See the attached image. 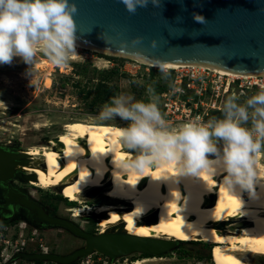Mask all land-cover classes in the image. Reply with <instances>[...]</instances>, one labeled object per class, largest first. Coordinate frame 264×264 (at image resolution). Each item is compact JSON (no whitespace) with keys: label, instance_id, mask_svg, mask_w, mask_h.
<instances>
[{"label":"bare ground","instance_id":"1","mask_svg":"<svg viewBox=\"0 0 264 264\" xmlns=\"http://www.w3.org/2000/svg\"><path fill=\"white\" fill-rule=\"evenodd\" d=\"M77 48L94 51L75 42ZM131 57V56H129ZM145 65L155 62L131 57ZM46 64V62L40 63ZM171 65V69L179 68ZM231 78L255 74L190 65ZM264 76V75H263ZM50 83L46 80V86ZM49 146L21 151L28 163L17 167L34 177L27 180L37 188L60 189L64 198L77 202V217L95 215L102 223L99 234L123 233L140 238L169 241H202L213 244L218 264H252L247 255L264 256V166L256 161V199L238 188L229 190L219 173H201L198 178L182 176L172 163L136 167L139 153L128 151L120 142V129L110 124L88 121L66 123ZM41 161L37 175H29L30 165ZM103 190L105 201L123 204L81 205L80 197ZM70 201V200H69ZM71 202V201H70ZM73 213V214H74ZM246 223L250 227L231 231L226 224ZM256 226V227H255ZM113 228L114 231H109ZM157 259H141L147 264Z\"/></svg>","mask_w":264,"mask_h":264},{"label":"water","instance_id":"2","mask_svg":"<svg viewBox=\"0 0 264 264\" xmlns=\"http://www.w3.org/2000/svg\"><path fill=\"white\" fill-rule=\"evenodd\" d=\"M70 2L77 8L73 16L75 42L106 56L264 75V0H157L156 6L149 3L135 14H129L120 0ZM194 13L202 19L196 21ZM137 38L139 42L133 43ZM28 157L0 146V187L7 188L21 175L16 169L27 164ZM23 177L25 182L34 178L25 174ZM6 203L32 212L36 223L65 229L84 240L83 248L66 256L24 252L15 255V259L31 263L74 264L94 253L109 261L133 254L159 257L180 242L123 233L92 235L69 221L50 217L25 194L10 195ZM0 213L8 216L11 210L0 209Z\"/></svg>","mask_w":264,"mask_h":264},{"label":"clouds","instance_id":"3","mask_svg":"<svg viewBox=\"0 0 264 264\" xmlns=\"http://www.w3.org/2000/svg\"><path fill=\"white\" fill-rule=\"evenodd\" d=\"M120 2L129 14L149 3L157 5V0ZM76 12L70 0H0V64L10 65L14 58H20L29 66L31 85L30 68L37 52L57 67L66 66L77 56ZM193 18L202 19L196 13ZM138 42L139 38L133 41ZM156 66L165 77L171 67L161 61ZM147 95V102L136 100L132 94L114 95L97 117L100 121L118 118L125 122L119 139L126 150L140 154L136 167L172 163L180 175L194 178L202 172L219 173L229 190L238 188L250 199L257 198L255 156L264 152V88L242 103L239 96H228L221 108L222 117L204 121L196 116L175 128L164 119L152 88Z\"/></svg>","mask_w":264,"mask_h":264},{"label":"rangeland","instance_id":"4","mask_svg":"<svg viewBox=\"0 0 264 264\" xmlns=\"http://www.w3.org/2000/svg\"><path fill=\"white\" fill-rule=\"evenodd\" d=\"M76 52L77 56L70 59L64 67L53 65L46 56L37 52L30 68L33 85L29 82L31 79V75L28 74L29 66L20 58H14L10 65L0 64V102H2L0 103V146L15 151H28L34 146H49L52 144L51 139L63 131L62 127L66 123L75 121L110 124L118 127L126 126L125 122L118 118L109 121L98 120L97 117L101 108H91L89 100L82 99V95L78 94L74 86L75 84L84 85L89 79H93L95 82L97 76L94 70H107L112 68L111 66H116L127 73V69L133 70L127 63L132 60L110 56H107L110 59L103 58L100 55H106L85 48L76 47ZM42 62H46V64L40 66ZM47 79L50 81L48 86H46ZM158 80H160L158 76L153 81L148 82L144 81L143 78L134 77V81L145 88L142 98L148 97L147 90L153 89L154 85L152 84ZM170 81L171 77H168L165 83L158 82L159 84H169ZM117 84L120 88V94H132L129 81L119 79ZM229 89L230 87L226 86L227 91L217 100L219 104L223 105L225 99L230 95L239 96L242 103L247 97L260 91L259 89H252L240 93L238 91L230 92ZM209 101L210 97L208 96L205 97L203 103ZM158 107L160 109L159 102ZM203 108H201L202 112L204 111ZM198 110L200 109L191 110L188 120L195 118L193 114ZM182 123L173 122L169 125L175 128ZM28 152L29 156L32 157L33 152ZM255 160L264 166V152L256 154ZM34 163L35 167H33V163L30 165L31 174L29 175H37V172L41 170V167H38L41 161ZM23 175L24 173H21L18 178L13 180V184L31 200L46 210L54 211L59 218L73 223L83 232L92 235L99 234V226L102 222L95 215L77 217L73 212L75 207H80L77 202L71 200L69 196L66 198L71 202L64 198V193L61 195L60 189L43 190L37 188L34 186V182L30 184L25 182ZM102 194L103 190L84 194L80 197L81 205L95 207L102 204H123L105 201ZM230 225L226 224L223 227H227L231 231H243L250 227L246 223ZM109 231L112 233L114 229L111 228ZM32 238L33 240H31ZM192 242L178 243L174 249L160 255L163 257L143 258L139 254H133L109 261L104 256L94 253L80 259L75 264H133L141 259H157L147 264H218L214 259L210 260L213 244L202 241ZM40 245L42 246L41 249ZM83 247L84 240L72 235L65 229L33 228L22 220L0 223V264H33L22 259H15V252H18L17 250L20 248L28 249V253L46 251L49 254L66 256ZM34 248L39 252L34 251ZM247 258L252 264H264V256L247 255Z\"/></svg>","mask_w":264,"mask_h":264},{"label":"built area","instance_id":"5","mask_svg":"<svg viewBox=\"0 0 264 264\" xmlns=\"http://www.w3.org/2000/svg\"><path fill=\"white\" fill-rule=\"evenodd\" d=\"M133 70H126L133 78H148L152 73L157 74L158 67L145 65L137 61L127 62ZM112 68L115 66H111ZM171 73V86L158 97L160 111L168 124L173 122H186L191 115L206 116L210 110H219L222 105L217 102L218 98L225 93L226 86L230 92H247L252 89L264 88V76H253L247 78H231L223 76L208 69L184 66L177 69H169ZM176 89H179L177 91ZM188 96V97H186ZM210 97L208 103H203L205 97ZM205 105V108H203ZM203 108V112L201 108ZM33 240V238L31 239ZM24 245V244H23ZM42 246L40 245V249ZM23 248L17 251H22ZM41 253H47L41 252Z\"/></svg>","mask_w":264,"mask_h":264},{"label":"trees","instance_id":"6","mask_svg":"<svg viewBox=\"0 0 264 264\" xmlns=\"http://www.w3.org/2000/svg\"><path fill=\"white\" fill-rule=\"evenodd\" d=\"M100 57L110 59L107 56L100 55ZM94 72L97 76L95 82L93 79H89L84 85L75 84L74 86L77 89L78 94L82 95V99L89 100V106L91 108H102V106L105 103L109 102L111 97L120 94V88L117 84V80L119 79H125L129 81L131 92L136 100H144L145 102H147L148 97L142 98L145 88L141 84L135 82L132 76H130L126 72L121 71L118 67L115 66L107 70H94ZM157 76L160 77V80H158L160 83H165L168 77H171L172 79L171 73H169L166 77L163 76L161 73H157V74L152 73L148 78H143V79L146 82L153 81V79ZM158 81L152 84L154 85L153 90L157 97H159L160 94L167 91V89L171 86L172 80L170 81L169 84H159ZM210 117H222L221 109L208 111L207 115L203 116L202 119L204 121H207ZM180 243L182 244V243H193V242H179V244ZM141 256L143 258L151 257L145 254H142ZM159 257H163V256H159ZM213 259L215 262H218L214 246H213V250L210 251V260ZM33 264H45V263L36 261L33 262ZM47 264H51V263H47Z\"/></svg>","mask_w":264,"mask_h":264},{"label":"flooded vegetation","instance_id":"7","mask_svg":"<svg viewBox=\"0 0 264 264\" xmlns=\"http://www.w3.org/2000/svg\"><path fill=\"white\" fill-rule=\"evenodd\" d=\"M14 194H24L16 185L13 184V181L9 182L8 187L7 188H2L0 187V209H9L11 210V214L10 215H3L2 213H0V223H5V222H9V221H17V220H22L23 222H26L27 225L29 227H33V228H44V227H48L45 225H42L40 223H36L33 219H32V215L33 213L30 211L25 210L24 208H22L21 206L18 205H14L13 207L9 206L6 203V200L9 199L10 195H14ZM26 195V194H25ZM27 196V195H26ZM28 197V196H27ZM29 198V197H28ZM30 199V198H29ZM31 200V199H30ZM33 201V200H31ZM35 202V201H33ZM36 203V202H35ZM37 204V203H36ZM39 205V204H37ZM40 206V205H39ZM41 207V206H40ZM44 212L49 215L50 217L53 218H59L57 216V214L54 211H50V210H46L45 208L41 207ZM5 216V217H4ZM61 219V218H59ZM67 221V220H66ZM52 228V227H50ZM61 229V228H59ZM96 235V234H94ZM28 249H22V251H18V252H24V253H28L27 251ZM34 251H38L36 248L33 249ZM18 252H15L16 254ZM39 252V251H38ZM34 253V252H33ZM37 253V252H36ZM15 254V255H16Z\"/></svg>","mask_w":264,"mask_h":264}]
</instances>
